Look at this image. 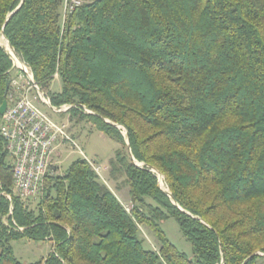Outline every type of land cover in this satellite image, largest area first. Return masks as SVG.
I'll return each mask as SVG.
<instances>
[{
	"label": "trees",
	"instance_id": "1",
	"mask_svg": "<svg viewBox=\"0 0 264 264\" xmlns=\"http://www.w3.org/2000/svg\"><path fill=\"white\" fill-rule=\"evenodd\" d=\"M63 4L0 0V38L54 107L74 106L73 118L123 147L111 175L125 174L133 209L77 160L48 177L30 210L0 135V264H22L10 243L24 238L54 242L36 264H260L264 0H86L65 21ZM12 67L0 45V107ZM169 217L193 258L164 233ZM141 225L158 251L144 248Z\"/></svg>",
	"mask_w": 264,
	"mask_h": 264
},
{
	"label": "built area",
	"instance_id": "2",
	"mask_svg": "<svg viewBox=\"0 0 264 264\" xmlns=\"http://www.w3.org/2000/svg\"><path fill=\"white\" fill-rule=\"evenodd\" d=\"M86 0H64L63 21ZM9 49L13 68L18 69L10 86L11 104L3 115L0 135L7 142L13 160V185L23 199L43 192L48 177L53 176L57 166L54 154L69 141L64 126L55 123L36 104L40 101L55 113H66L74 106L54 107L49 96L35 81L31 67L22 61L16 52ZM32 92L36 97L31 98ZM98 172V169H95ZM130 212V209H126Z\"/></svg>",
	"mask_w": 264,
	"mask_h": 264
},
{
	"label": "rangeland",
	"instance_id": "3",
	"mask_svg": "<svg viewBox=\"0 0 264 264\" xmlns=\"http://www.w3.org/2000/svg\"><path fill=\"white\" fill-rule=\"evenodd\" d=\"M0 45L2 47H8L7 41L3 37L0 38ZM13 67L10 71L9 83L15 78L18 70ZM10 90L11 86L6 94L7 106L11 104ZM61 90L62 82L56 76V79L51 83L50 91L58 93ZM35 97L36 92H32L31 98L34 100ZM36 104L55 123L64 126L65 132L69 137V141L61 145L53 156L58 166L53 174L56 176H64L75 161L86 160L91 164L94 170L98 169L97 174L100 181L105 183L117 195L125 209H130L131 211L133 209V203L129 197V188L126 184L125 174L121 172L116 173L114 176L111 175L110 162L115 158L116 152L123 149V147L117 141L98 131L91 123L81 121L77 117L73 118L69 111L66 113H55L49 106L42 104L40 101H36ZM85 112L91 113L88 110H85ZM9 161L13 164L11 158H9ZM160 186L167 191L164 178H162ZM15 194L19 196L16 192ZM19 197L25 201V204L30 210L35 211L38 209L41 195L30 197L29 199H23L21 196ZM147 202L152 204L150 200H147ZM161 227L170 243L179 252L187 255L189 258L194 257L192 244L184 237L175 218L169 217L161 223ZM139 237L144 241L143 245L146 250L158 251V241L146 226H140ZM10 244L16 259L22 264L40 263L54 250V242L50 240L35 241L24 238L14 240ZM260 264H264V260L260 261Z\"/></svg>",
	"mask_w": 264,
	"mask_h": 264
},
{
	"label": "water",
	"instance_id": "4",
	"mask_svg": "<svg viewBox=\"0 0 264 264\" xmlns=\"http://www.w3.org/2000/svg\"><path fill=\"white\" fill-rule=\"evenodd\" d=\"M11 16V15H10ZM10 16H9V18H10ZM3 38L7 41V44H8V47L7 46H4L3 48L7 51V53L9 54V49L8 48H10L12 51H14L15 52V49L11 46V44L9 43V41L5 38V36H3ZM9 87H10V83L8 82L7 83V86H6V93L8 92V90H9ZM6 108H7V101L5 100L3 103H2V105H1V107H0V115L1 116H3L4 115V113H5V111H6ZM105 122H107V123H110L109 121H105ZM115 127H117V128H121L120 126H118V125H115V124H113ZM127 144L129 145V142H128V137H127ZM161 175H159V184H161V182H162V176L160 177ZM168 195H169V197L171 198V200L173 201V198H172V196L168 193ZM174 203V202H173ZM175 205H176V203H174ZM180 210H182L181 208H179ZM183 211V210H182Z\"/></svg>",
	"mask_w": 264,
	"mask_h": 264
}]
</instances>
